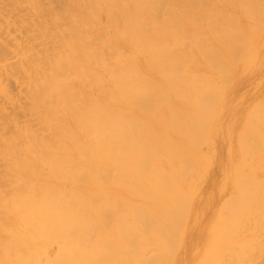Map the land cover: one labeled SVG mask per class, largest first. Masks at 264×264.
Here are the masks:
<instances>
[{
  "label": "rangeland",
  "instance_id": "obj_1",
  "mask_svg": "<svg viewBox=\"0 0 264 264\" xmlns=\"http://www.w3.org/2000/svg\"><path fill=\"white\" fill-rule=\"evenodd\" d=\"M68 119L89 145L65 195L72 182L87 193H72L73 228L58 219L68 235L41 264H70L112 231L126 210L113 196L140 190L128 172L145 171L174 200L142 264H264V0H0V222L24 185L49 179L24 151Z\"/></svg>",
  "mask_w": 264,
  "mask_h": 264
},
{
  "label": "bare ground",
  "instance_id": "obj_2",
  "mask_svg": "<svg viewBox=\"0 0 264 264\" xmlns=\"http://www.w3.org/2000/svg\"><path fill=\"white\" fill-rule=\"evenodd\" d=\"M37 115H39L38 112ZM158 123V127L163 131V134H160L161 138L168 142L167 132L161 126L162 122L159 121ZM19 127L15 124L17 131L23 130ZM67 128L69 131L63 129V132L57 133L56 136L53 134L52 139L41 138L39 148L28 149V151L25 149L26 151H24V153L29 152L27 156L30 155V159L37 158L48 167L49 179L44 182L36 179L34 182L27 183L28 185H24V195L19 194L10 200L6 212L7 221L0 222V264H41L49 247L54 242V236L57 234L68 235L67 231L64 234L57 231V225L61 223L59 218L62 222H67L69 219V224L64 223L63 228L66 225L70 226L66 229L73 228H71L73 217H71L72 220L70 217L67 218L68 215H72L73 203L70 197L72 193L77 194V192L78 194H86L87 185L86 182L77 184L72 182V185L68 187L71 192L69 196L65 195L64 185L87 172V157L84 151L89 145V133L86 128H79L75 124V119H68ZM27 131L28 129L25 128L24 132ZM69 132L78 134L72 144L66 145V140L69 141L67 136ZM180 135L182 134L180 133ZM182 138L183 135L180 136L181 153L189 150ZM150 143L155 146L153 140ZM8 149V153H14L15 146L12 142L9 143ZM71 149L74 151L73 153L69 152ZM56 155H59L57 158L62 161V164L55 161L57 160L54 159ZM136 161L131 159L129 163L132 167L135 164L140 165L138 162L143 166V162L135 163ZM72 164L76 165V170L73 173H71ZM150 165L154 168L153 162H150ZM69 167L70 170H68ZM135 167L140 169L139 166L135 165ZM130 170L135 172V169L133 170L131 167ZM58 172L60 175L57 174ZM128 173H130L129 177L134 178L133 182H130L133 187L135 188L137 185L141 189L125 190L121 194L113 196L114 200L118 199L126 207L124 212H120L119 208L113 209L111 216L116 222L115 228L112 231L104 229L90 249L84 252L79 249L80 252L74 254L70 264H142L141 258L152 252L154 248H158L159 238L165 234L169 222L173 221L174 190L169 185L171 181L165 184L159 175H155L157 179L150 175V171H145L140 175ZM52 178L58 181L51 180ZM136 196L141 197L140 203H138ZM65 206L66 209H64ZM60 208L66 211H62ZM57 221H59L58 224ZM120 224H124L128 228L125 230V236ZM58 226L59 229L62 228L61 224ZM141 238H145V240L139 241ZM71 245L69 243V246ZM66 246V244L63 245V251H65Z\"/></svg>",
  "mask_w": 264,
  "mask_h": 264
}]
</instances>
